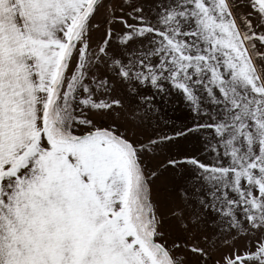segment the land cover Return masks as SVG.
Returning <instances> with one entry per match:
<instances>
[{
	"label": "snow or ice",
	"instance_id": "6c2138e0",
	"mask_svg": "<svg viewBox=\"0 0 264 264\" xmlns=\"http://www.w3.org/2000/svg\"><path fill=\"white\" fill-rule=\"evenodd\" d=\"M0 264H264V0H0Z\"/></svg>",
	"mask_w": 264,
	"mask_h": 264
}]
</instances>
